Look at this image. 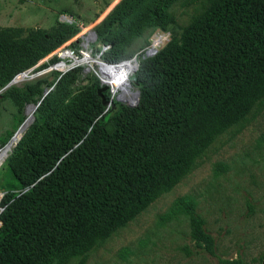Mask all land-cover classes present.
<instances>
[{
  "label": "trees",
  "instance_id": "obj_1",
  "mask_svg": "<svg viewBox=\"0 0 264 264\" xmlns=\"http://www.w3.org/2000/svg\"><path fill=\"white\" fill-rule=\"evenodd\" d=\"M74 33L61 24L21 41L0 37V88ZM136 80L137 105L116 102L105 122L95 79L12 165L19 191L0 211V264L84 258L187 175L218 136L262 110L264 0H220L180 43L142 61ZM37 91L25 85L5 94L28 103ZM50 91L37 108L49 103ZM191 225L197 241L212 245L193 213Z\"/></svg>",
  "mask_w": 264,
  "mask_h": 264
},
{
  "label": "rangeland",
  "instance_id": "obj_2",
  "mask_svg": "<svg viewBox=\"0 0 264 264\" xmlns=\"http://www.w3.org/2000/svg\"><path fill=\"white\" fill-rule=\"evenodd\" d=\"M219 1L0 0L1 38L16 42L34 31L49 35L61 24L75 29L70 38L24 70L27 74L18 75L17 82L7 88H37L34 101L26 103L16 93L5 94L7 89L0 92V148L27 118V106L36 104L62 72L51 68L62 60L72 63L73 59L63 57L62 51L71 49L80 59L89 51L92 61H96L76 65L73 68L77 72L69 73V69L63 73H69L68 81L51 89L49 103L36 109L22 138L1 163L0 211L19 191L12 165L47 133L62 107L82 97L86 86L97 80L94 100L101 113L109 92L113 95L114 100L101 116L105 122H110L108 112L116 102L125 104L117 101L120 93L110 86L98 93L103 86L104 64L134 59L139 66L130 82L139 90L136 75L141 62L168 43H180L186 29L201 21ZM90 31L96 37L88 41ZM156 39L160 40L158 44ZM152 45L156 51L142 58L144 50ZM53 56L55 61L51 60ZM192 213L202 220V229L211 236L212 245L206 247L193 237ZM53 264H264V108L251 114L242 126L218 136L187 175L90 249L84 258Z\"/></svg>",
  "mask_w": 264,
  "mask_h": 264
},
{
  "label": "bare ground",
  "instance_id": "obj_3",
  "mask_svg": "<svg viewBox=\"0 0 264 264\" xmlns=\"http://www.w3.org/2000/svg\"><path fill=\"white\" fill-rule=\"evenodd\" d=\"M89 35L90 36L87 38L88 41L95 39L94 35L92 34V31H90ZM88 41H86V44H85L86 47L88 46ZM159 41H160L159 39H156L155 43L158 44ZM63 52H65L63 57H71L72 59L76 58L75 62H78L80 64L81 63L89 64V62L94 61V60L92 61L93 57L89 51L87 53L88 56H85L83 59H80V58L78 59V57H75L74 55H72L70 51H63ZM62 54L63 53H61V58H62ZM69 65L70 64L62 60L58 62L57 64H55L51 69H56L58 71H64L68 68ZM102 68L104 71L103 81H102V78L100 77L102 85H106L108 89L112 87L114 90H118L120 93L121 100L126 101L127 103H133L136 100V90L132 86L130 82V78L136 70V61H134V59H129V60H123V61L111 63V64L108 63V64H104ZM21 74H27V73L23 72ZM16 78H15V82H17ZM111 98L112 100H114L113 95H111ZM34 108H35V104H31L30 107L27 109L28 116L25 119L22 126L20 127V129L16 131V133L14 134V136H12L10 142L6 146L0 148V165L3 162L5 155L17 144L21 136L24 134V132L29 127L31 123L29 118L31 115L34 116V113L36 111V109L34 110Z\"/></svg>",
  "mask_w": 264,
  "mask_h": 264
},
{
  "label": "water",
  "instance_id": "obj_4",
  "mask_svg": "<svg viewBox=\"0 0 264 264\" xmlns=\"http://www.w3.org/2000/svg\"><path fill=\"white\" fill-rule=\"evenodd\" d=\"M92 34L94 35V37H96V34H95V32L94 31H92ZM156 51V49H155V47L152 45V46H150L149 48H147V49H145L144 50V56L143 57H145V56H149V55H151V54H153L154 52ZM139 53V52H138ZM138 53H135L134 54V56L135 55H137ZM80 63H78V62H72V63H70V65L68 66V68L66 69V70H64V71H62L59 75H58V77L56 78V80H55V82L49 87V88H47V89H45L44 90V92H43V94H42V96L40 97V99L38 100V102L35 104V108H34V110L39 106V104L41 103V101L43 100V98L49 93V91L54 87V85L56 84V82L59 80V78L61 77V75L64 73V72H66V71H68L69 69H71V68H73V67H75L76 65H79ZM138 66H139V64H137V66H136V70L138 69ZM89 68L90 67H87V68H85V70L86 71H88L89 70ZM29 71H30V69H28ZM135 70V71H136ZM25 71H27V70H25ZM25 71H23V72H25ZM99 71V70H98ZM22 73V72H21ZM99 73V72H98ZM18 75V74H17ZM17 75H15L9 82H7L1 89H0V92H2V91H4L5 89H7L8 87H10L12 84H15V78H16V76ZM101 85H102V83H100ZM104 89H108L107 88V86L106 85H103L102 87H101V89H99L98 90V93H100V90H104ZM112 98L110 97L108 100H104V102L107 104V106H106V108H105V110L101 113V115L100 116H102V114L103 113H105L107 110H108V108H109V106L111 105V103H112ZM117 101H119V102H123V103H125L127 106H129V107H134L135 105H137V103L139 102V90H136V100L133 102V103H127V102H124V101H122V100H120V99H117ZM30 105L31 104H29L28 106H27V109L30 107ZM99 116V117H100ZM98 117V118H99ZM97 118V119H98ZM30 122H32L33 121V119H34V116L33 115H31L30 116ZM97 119H95V121L97 120ZM25 120V119H24ZM24 120L22 121V123L20 124V126L18 127V129H20V127L22 126V124L24 123ZM94 121V122H95ZM17 129V130H18ZM16 130V131H17ZM12 136H14V135H12ZM22 137V136H21ZM12 138V137H11ZM11 138L3 145V147L4 146H6L9 142H10V140H11ZM11 151V150H10ZM9 153V152H8ZM8 153L5 155V157H7V155H8ZM5 159V158H4ZM32 186V185H31ZM25 190H27V189H25Z\"/></svg>",
  "mask_w": 264,
  "mask_h": 264
},
{
  "label": "built area",
  "instance_id": "obj_5",
  "mask_svg": "<svg viewBox=\"0 0 264 264\" xmlns=\"http://www.w3.org/2000/svg\"><path fill=\"white\" fill-rule=\"evenodd\" d=\"M64 51H70L75 57H78L77 55L74 54L73 50H71V49H67V50H64ZM62 52H63V51H62ZM82 52H83V51H81V54H82ZM60 53H61V51H60ZM58 57H60L59 54H58ZM78 59H79V57H78ZM75 60H76V58L73 59L72 62H74Z\"/></svg>",
  "mask_w": 264,
  "mask_h": 264
}]
</instances>
